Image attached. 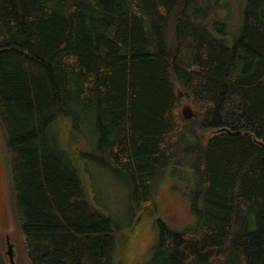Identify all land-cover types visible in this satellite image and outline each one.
Wrapping results in <instances>:
<instances>
[{"label":"trees","instance_id":"16d2710c","mask_svg":"<svg viewBox=\"0 0 264 264\" xmlns=\"http://www.w3.org/2000/svg\"><path fill=\"white\" fill-rule=\"evenodd\" d=\"M217 4L0 0V138L26 264H109L115 248L57 138L66 116L127 177L139 213L165 168L194 167L201 216L159 221L161 264H264V0H243L232 44L212 30L225 27ZM199 129L217 133L204 144Z\"/></svg>","mask_w":264,"mask_h":264},{"label":"rangeland","instance_id":"374dc122","mask_svg":"<svg viewBox=\"0 0 264 264\" xmlns=\"http://www.w3.org/2000/svg\"><path fill=\"white\" fill-rule=\"evenodd\" d=\"M242 3L243 0H218L215 18L224 22L225 27H222L223 33L216 32L214 28L212 30L219 36L228 38L231 44L242 25ZM182 107L185 115H191L192 109L188 102L184 100ZM71 121V116L58 119L54 129L60 145L68 152L78 169L85 197L112 220L116 242L109 264H161L162 259L157 255V250L160 249L157 246L159 221L182 230L196 225L201 216L202 201L198 194L194 167L187 164L165 168L153 184L155 203L145 212L139 213L132 203V188L127 177L99 162L94 157L97 154L96 136L85 134L83 120H80L81 131H76ZM197 133L204 143L217 131L199 129ZM198 139L200 137L197 134L190 136L192 142H199ZM8 180L9 164L0 138V238L6 264V235H14V222L8 204ZM13 237L11 241L15 244L16 264H26Z\"/></svg>","mask_w":264,"mask_h":264},{"label":"water","instance_id":"95a60500","mask_svg":"<svg viewBox=\"0 0 264 264\" xmlns=\"http://www.w3.org/2000/svg\"><path fill=\"white\" fill-rule=\"evenodd\" d=\"M14 243L11 241V237L9 234L6 235V250L5 254L8 257V264H16V252Z\"/></svg>","mask_w":264,"mask_h":264},{"label":"flooded vegetation","instance_id":"af4514ba","mask_svg":"<svg viewBox=\"0 0 264 264\" xmlns=\"http://www.w3.org/2000/svg\"><path fill=\"white\" fill-rule=\"evenodd\" d=\"M6 264V263H5Z\"/></svg>","mask_w":264,"mask_h":264}]
</instances>
